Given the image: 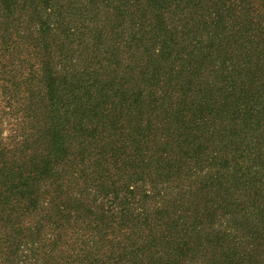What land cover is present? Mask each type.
<instances>
[{
	"label": "trees",
	"instance_id": "trees-1",
	"mask_svg": "<svg viewBox=\"0 0 264 264\" xmlns=\"http://www.w3.org/2000/svg\"><path fill=\"white\" fill-rule=\"evenodd\" d=\"M0 264H264V0H0Z\"/></svg>",
	"mask_w": 264,
	"mask_h": 264
}]
</instances>
